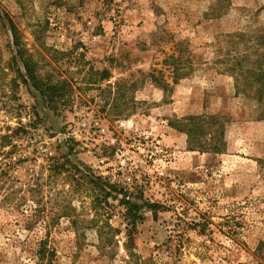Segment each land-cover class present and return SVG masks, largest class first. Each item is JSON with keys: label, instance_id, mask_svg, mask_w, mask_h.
<instances>
[{"label": "rangeland", "instance_id": "374dc122", "mask_svg": "<svg viewBox=\"0 0 264 264\" xmlns=\"http://www.w3.org/2000/svg\"><path fill=\"white\" fill-rule=\"evenodd\" d=\"M0 16V264H38L45 238L53 264H264V0H0ZM70 164L160 207L128 251L123 232L97 249Z\"/></svg>", "mask_w": 264, "mask_h": 264}, {"label": "trees", "instance_id": "16d2710c", "mask_svg": "<svg viewBox=\"0 0 264 264\" xmlns=\"http://www.w3.org/2000/svg\"><path fill=\"white\" fill-rule=\"evenodd\" d=\"M0 23L5 26L1 16ZM9 29L11 31L14 30L13 25L10 23ZM255 94H258L257 99L262 100L264 90L262 88L261 91L258 89ZM260 118L264 119V115H260ZM6 138L7 137H3L0 140L4 141ZM3 149L4 148H0L1 159L11 160L13 153L10 152V150L4 151ZM71 168L74 169V172H70L71 178H74V180L81 185L88 186L93 190V195L91 197V210L94 215L90 221V227L94 229L93 231L97 237V249L104 252L106 250L108 251L113 246L116 235L123 232L125 237L123 247L128 251L134 244L133 236L136 234V226L143 218L142 209L146 208L153 216H156L160 207L147 201L143 202L141 196L138 197L139 194L134 193V190L137 189V185L133 186V188H129L122 183H108L101 177L94 175L89 168H85L81 171L73 164L71 165ZM110 200L116 202L118 208L111 205L109 203ZM58 216H65L68 218L73 227V231L76 234L81 233V236H84V229L80 227L82 223L80 216H74L70 212H62L61 215ZM112 219L117 220L122 224L123 228L120 226L114 227L112 225ZM262 250H264V243L259 244L257 252L260 253ZM53 256V249L48 248L46 238L37 243L35 258L38 264H53Z\"/></svg>", "mask_w": 264, "mask_h": 264}]
</instances>
